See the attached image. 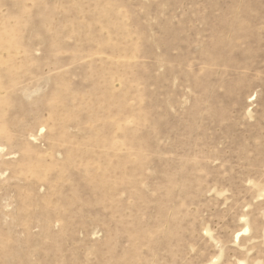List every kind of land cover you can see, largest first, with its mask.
<instances>
[{"label":"rangeland","instance_id":"374dc122","mask_svg":"<svg viewBox=\"0 0 264 264\" xmlns=\"http://www.w3.org/2000/svg\"><path fill=\"white\" fill-rule=\"evenodd\" d=\"M0 264H264V0H0Z\"/></svg>","mask_w":264,"mask_h":264},{"label":"bare ground","instance_id":"6f19581e","mask_svg":"<svg viewBox=\"0 0 264 264\" xmlns=\"http://www.w3.org/2000/svg\"><path fill=\"white\" fill-rule=\"evenodd\" d=\"M237 234H239V233H237ZM236 237H238V236H236Z\"/></svg>","mask_w":264,"mask_h":264}]
</instances>
